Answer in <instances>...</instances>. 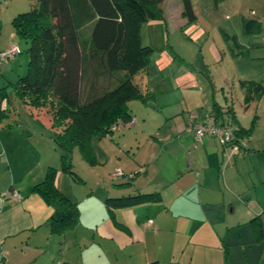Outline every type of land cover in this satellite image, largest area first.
I'll list each match as a JSON object with an SVG mask.
<instances>
[{"label": "crops", "instance_id": "crops-1", "mask_svg": "<svg viewBox=\"0 0 264 264\" xmlns=\"http://www.w3.org/2000/svg\"><path fill=\"white\" fill-rule=\"evenodd\" d=\"M172 2L179 13L176 19L168 10ZM6 6L0 5V13ZM162 6L163 22H148L145 29L157 27L163 43H146L153 53L136 77L154 98L128 103L132 123L112 132H118V141L112 138L103 150L102 140L94 144L92 139L90 165L96 177L91 184H74L59 170L49 146L54 130L42 116L29 110L17 113L7 105V116L0 120V264H264V229L259 231L252 222L264 216V180L253 176L251 182L246 176L259 146L247 145L248 151L237 155L211 136L195 141L190 122L205 121L216 101L199 82L196 61L187 62L174 52L165 37L169 40L166 33L173 20L175 30L198 44L206 40L207 28L199 25L198 17L187 24L179 0H165ZM14 16L9 12L5 20V14L0 15V52L16 44ZM236 47L234 41L206 49L210 59L228 56L234 63L242 57ZM25 60V55L12 60L20 66L17 76ZM3 67L7 66L1 65L0 72ZM223 104L230 105L226 98ZM100 165L103 174L98 173ZM49 168L57 170L58 190L77 202L78 223L62 233L48 224L54 210L34 190ZM116 168L121 176H114ZM106 174L115 183H109ZM13 192L20 197L13 198ZM146 193H158L159 201L123 208L106 201Z\"/></svg>", "mask_w": 264, "mask_h": 264}, {"label": "trees", "instance_id": "trees-1", "mask_svg": "<svg viewBox=\"0 0 264 264\" xmlns=\"http://www.w3.org/2000/svg\"><path fill=\"white\" fill-rule=\"evenodd\" d=\"M164 1L30 0L29 11L11 20L16 38L28 44L29 61L25 75L17 76L9 84L30 112L45 107L49 101V108L53 110L52 126L62 127L61 131L50 134L61 151L62 171L72 174L69 155L76 147L92 163V139L109 135L120 125L131 122L130 101L153 100L154 92L136 81L153 52L141 43L140 30L143 24L163 20ZM179 1L186 23H194L197 16L192 0ZM242 25L244 34L252 35L260 23L255 18H244ZM15 45L20 52L18 56L21 49ZM239 86L246 108L264 95V80H241ZM7 105V94L0 89V120L7 116ZM212 107L209 116L216 124L235 127L237 140L222 147L237 145L240 152L248 151L244 139L251 136L258 116L253 115L251 127L247 129L239 124L231 105L214 102ZM56 171L49 168L34 190L54 210L48 224L53 231L62 233L78 223L79 214L77 202L56 187ZM106 201L111 207L123 208L159 201V194H137ZM252 222H256L260 231L259 217Z\"/></svg>", "mask_w": 264, "mask_h": 264}, {"label": "rangeland", "instance_id": "rangeland-1", "mask_svg": "<svg viewBox=\"0 0 264 264\" xmlns=\"http://www.w3.org/2000/svg\"><path fill=\"white\" fill-rule=\"evenodd\" d=\"M0 2L3 6L7 5L3 8V10H6L5 13H0L2 16L5 14V20L8 19L9 12L11 15L13 14L16 16L17 14L27 12L30 9V0H0ZM192 2L199 19V25L207 28V32H205L206 40L203 43L198 44L192 39V37L186 34H180L178 30L174 29V20L172 21V28L171 26H168L169 32L168 34L166 33L169 40H167L166 37L165 40L169 41L168 43L172 45L174 52L183 54V56L187 58V62H192V60L196 61L195 64L199 68L200 73L198 77L199 82L208 86L210 99L215 100L218 104H223L226 98L228 103L233 106L235 115L244 128L249 129L251 127L253 115L256 114L258 116L254 126V128L258 126V129L255 128L254 130L253 128L254 131L252 132V135L248 139H244L246 145L251 146L253 144L254 146H259V148H257L258 150L252 154L254 156L252 157L251 162H253L252 166L254 167H251L250 170L246 171V176L251 182L253 181V176L264 180V147H262V145H264V95H262L257 102L246 108L244 105V93L239 86V80L237 78V75H239V77L244 80L253 79L254 81H258L260 78L264 77V0H218L217 2L214 0H192ZM168 10H170L172 17L174 16L175 19L176 17H179L174 2L168 7ZM244 18H255L260 23L259 29L254 35L244 34L242 25ZM161 21L163 22V20ZM145 26L147 25L143 24L141 29V43L145 46L148 42L154 45V47H158L159 44H162L163 38L157 37V27H153L154 30L150 28L147 31ZM224 28H226V30H224ZM226 35L228 36V41L224 39L227 38ZM14 41L21 49V54L18 55V57L25 55L27 58L22 73V76H24L29 61V54L26 51L28 44L18 38H14ZM234 41L237 42L236 51H241L242 53V57L238 61L232 63L228 56H225L221 61L210 59L206 49L208 45H218V47H221L222 45H226V42L233 44ZM1 65L7 66L6 68L3 67L2 72H0V89H3L7 94L8 108H12L17 113H24L27 109L23 101L15 94V92H13V85L9 84L17 79V72L20 69V66L17 61L13 63L12 60L9 62V65ZM8 69H11L12 71L8 73ZM3 73H5V75ZM209 84H212V86ZM211 87L214 89V92ZM49 107L50 104L48 101V104L45 107L35 109L36 116H42L40 119L44 123H47L53 130L61 131L62 127L57 128L52 126L53 112L51 113V111L53 110ZM54 107L56 106L54 105ZM117 133L118 132H114L107 135V137H97L94 140V144H98V141L102 140L100 147L104 150L105 143L109 142L112 138L118 141V137H116L118 136ZM50 141L49 146L55 153L57 158L56 162L59 163L60 170L61 151L51 138ZM234 151L237 155L241 152L243 153V151L240 152L236 149H234ZM104 157L105 156L103 155L99 156L100 159H103ZM69 161L72 166V174L66 172L63 173V175L70 178L71 182H75L74 184H76V182L78 184V180H81L82 184H91V179L96 177V174L93 172L90 163L83 158L77 147L74 148L73 152L69 155ZM244 169L248 168L245 167ZM98 170V173L100 174L105 172L103 165L98 166ZM106 175V179L109 183H115V179L113 180L108 174ZM89 189L91 190L92 187ZM257 189L259 191V187H257ZM257 198L261 202V195L259 192L257 193ZM261 220V227L264 229V216L261 217ZM261 242L262 245L260 246L264 247V240Z\"/></svg>", "mask_w": 264, "mask_h": 264}, {"label": "built area", "instance_id": "built-area-1", "mask_svg": "<svg viewBox=\"0 0 264 264\" xmlns=\"http://www.w3.org/2000/svg\"><path fill=\"white\" fill-rule=\"evenodd\" d=\"M19 53L18 47L16 45H12L7 50L0 52V62H6ZM130 123H132V120ZM188 128L194 131V139L196 142H200L205 136H211L222 146H226L233 140H237L234 135V126H220L216 124L214 118L209 115L203 122L198 123L191 121ZM240 143L241 145H244L243 141H240L239 144ZM233 149L239 151V147L237 145H235ZM113 174L114 176H121L123 173L119 168H116ZM12 197L18 199L20 195L16 192H13Z\"/></svg>", "mask_w": 264, "mask_h": 264}]
</instances>
